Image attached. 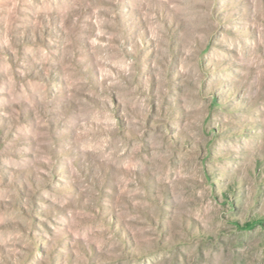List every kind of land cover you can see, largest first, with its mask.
Wrapping results in <instances>:
<instances>
[{
  "label": "rangeland",
  "instance_id": "374dc122",
  "mask_svg": "<svg viewBox=\"0 0 264 264\" xmlns=\"http://www.w3.org/2000/svg\"><path fill=\"white\" fill-rule=\"evenodd\" d=\"M0 264H264V0H0Z\"/></svg>",
  "mask_w": 264,
  "mask_h": 264
}]
</instances>
